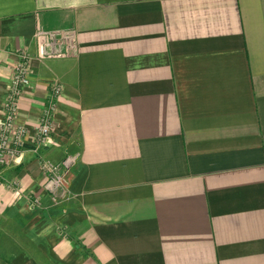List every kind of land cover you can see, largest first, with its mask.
Wrapping results in <instances>:
<instances>
[{
  "label": "crops",
  "instance_id": "obj_1",
  "mask_svg": "<svg viewBox=\"0 0 264 264\" xmlns=\"http://www.w3.org/2000/svg\"><path fill=\"white\" fill-rule=\"evenodd\" d=\"M68 29L75 50L41 59L38 31ZM21 52L30 136L0 179V264H264V0H0V123ZM68 155L54 204L40 161Z\"/></svg>",
  "mask_w": 264,
  "mask_h": 264
},
{
  "label": "built area",
  "instance_id": "obj_2",
  "mask_svg": "<svg viewBox=\"0 0 264 264\" xmlns=\"http://www.w3.org/2000/svg\"><path fill=\"white\" fill-rule=\"evenodd\" d=\"M37 38L41 39L39 50L41 59L62 57L68 51L75 50L74 30H41L38 31ZM30 64V56L26 52L19 53L8 86L3 106V117L0 123V179L3 170L18 159L22 153L25 139L30 136V131L27 127L16 124L18 104L25 89L28 87ZM61 94L62 86L60 83H53L38 122L32 128V140L37 148L47 145L51 138L54 118L57 113V103ZM77 161V155H68L58 163L44 159L40 161V169L44 176L42 188L54 204L69 199L68 175ZM6 186L12 191H17L19 184L17 181H11ZM31 203L34 207L40 206L37 197H33Z\"/></svg>",
  "mask_w": 264,
  "mask_h": 264
}]
</instances>
